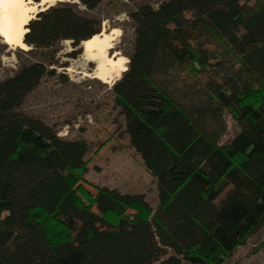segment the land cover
<instances>
[{
    "label": "trees",
    "instance_id": "trees-1",
    "mask_svg": "<svg viewBox=\"0 0 264 264\" xmlns=\"http://www.w3.org/2000/svg\"><path fill=\"white\" fill-rule=\"evenodd\" d=\"M104 0L59 2L27 24L0 80V264H227L264 229V0H161L129 15L113 84L130 142L157 182L86 183L85 139L25 110L47 77L101 33ZM230 118L238 127L231 139Z\"/></svg>",
    "mask_w": 264,
    "mask_h": 264
},
{
    "label": "rangeland",
    "instance_id": "rangeland-1",
    "mask_svg": "<svg viewBox=\"0 0 264 264\" xmlns=\"http://www.w3.org/2000/svg\"><path fill=\"white\" fill-rule=\"evenodd\" d=\"M160 1L104 0L98 9L90 12V15L102 19L101 32L119 31L109 54L116 59L125 57L126 67L129 61L127 54L134 39V24L129 14L143 4L156 5ZM59 2L80 4L79 0ZM79 7L84 10V7ZM82 48L83 52L77 58H69L66 54L73 49L70 41L61 45L59 57L62 62H68V67H59L56 76L47 77L29 96L24 108L55 125L60 136L82 138L88 142L89 169L85 181L92 189L98 184L126 192H143L155 207L159 202L156 179L132 146L125 117L114 102L112 86L123 73L118 79L107 82L96 77L97 63L88 60L83 44ZM21 49L28 47L11 46L0 35V80L18 69ZM229 124L227 139L238 131L231 118ZM227 264H264V229L249 237Z\"/></svg>",
    "mask_w": 264,
    "mask_h": 264
},
{
    "label": "bare ground",
    "instance_id": "bare-ground-1",
    "mask_svg": "<svg viewBox=\"0 0 264 264\" xmlns=\"http://www.w3.org/2000/svg\"><path fill=\"white\" fill-rule=\"evenodd\" d=\"M62 0H0V19H2V32L0 35L4 42L11 46L26 48L24 35L27 24L40 10L57 4ZM119 34L117 29L110 32L103 31L82 44L84 54L88 60L95 61L97 67L95 76L104 81H113L127 69L125 57L115 58L109 54Z\"/></svg>",
    "mask_w": 264,
    "mask_h": 264
},
{
    "label": "snow or ice",
    "instance_id": "snow-or-ice-1",
    "mask_svg": "<svg viewBox=\"0 0 264 264\" xmlns=\"http://www.w3.org/2000/svg\"><path fill=\"white\" fill-rule=\"evenodd\" d=\"M3 28H2V19H0V32H2Z\"/></svg>",
    "mask_w": 264,
    "mask_h": 264
}]
</instances>
